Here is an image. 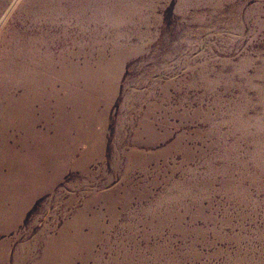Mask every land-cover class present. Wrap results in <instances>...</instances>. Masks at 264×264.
Segmentation results:
<instances>
[{"label":"rangeland","instance_id":"obj_1","mask_svg":"<svg viewBox=\"0 0 264 264\" xmlns=\"http://www.w3.org/2000/svg\"><path fill=\"white\" fill-rule=\"evenodd\" d=\"M0 264H264V0H0Z\"/></svg>","mask_w":264,"mask_h":264}]
</instances>
